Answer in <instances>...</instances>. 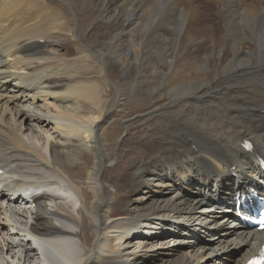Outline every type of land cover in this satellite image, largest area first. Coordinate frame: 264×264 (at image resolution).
<instances>
[{
	"label": "bare ground",
	"instance_id": "1",
	"mask_svg": "<svg viewBox=\"0 0 264 264\" xmlns=\"http://www.w3.org/2000/svg\"><path fill=\"white\" fill-rule=\"evenodd\" d=\"M146 74L160 124L108 140L120 84ZM259 157L264 0H0V264H244L264 233L225 208L261 185ZM20 183L64 193L11 200Z\"/></svg>",
	"mask_w": 264,
	"mask_h": 264
},
{
	"label": "rangeland",
	"instance_id": "2",
	"mask_svg": "<svg viewBox=\"0 0 264 264\" xmlns=\"http://www.w3.org/2000/svg\"><path fill=\"white\" fill-rule=\"evenodd\" d=\"M250 1H253V0H250ZM165 4H166V1H161V7L160 8H162L163 5L165 6ZM167 8H168V6H167ZM167 8H166V11H165L166 14L168 12L167 11L168 10ZM212 8H214L213 11H212V15H213L212 21L215 24L221 23V20L220 19L216 20V17L218 16L217 15L218 14V10H216L215 7H212ZM164 19L165 20L164 21H161V22H163V23L170 22V19L168 18V15L164 16ZM188 27L191 28V29H193V30H196V31H199L200 30V28L197 25H195L194 23L193 24L190 23L188 25ZM128 28H130V27H128ZM230 29H235V28L234 27H231ZM170 31L172 32L174 30L172 28H170ZM239 31H241V29ZM136 32H138V33H136ZM134 33H135L134 35H138L139 36V31H135ZM239 33L240 32H238V34ZM166 35L167 34L165 33V36ZM120 37H123V39H127L129 37V39L134 40V37L132 35H130V34H128V36H120ZM156 37H158V38H156ZM146 39H147V37L144 36L143 37V41H141L139 39V37H138V40L141 41V42H144V45H145V43H147V40ZM70 41H71V39L69 38L68 40H66V43L69 44ZM159 41H161V38H160V35L159 34L152 35V38L149 40V42L151 44H153V45L152 46L150 45V46L151 47H156L158 45V42ZM209 44H210V42L208 41V42H206V44L204 46H207ZM198 57H199V55H195V58L196 59H198ZM200 57H201V55H200ZM183 75L186 76L187 74L186 73H183ZM150 76H151L150 74H146V76H144L145 78H148V82L149 81L150 82H149V86L147 87V89H145L143 91H139L136 87H131L130 85L132 83H129L127 81H123V84H120V89L123 91L124 100L122 101V104H120V101H119V103L117 105H115L116 108L115 107L111 108L115 112L114 118L111 119V120H109V121H107V122H105L104 125H101L99 127L100 130L104 129L103 132L105 133V136L108 135V140H110L111 137H112L111 133L117 134L115 131L119 132L121 129H124L125 130V126L126 125H128V127H129L128 134L129 133H133V132H134L133 134H135L137 132L135 135L138 137L139 135L140 136H143V133H144V131L146 129L152 128V127L160 124L161 118L155 120V118H156L155 115L151 114L152 107H153V105H152L153 104V102H152L153 100L150 101L151 100L150 97H151V95H153V93L151 91V88L153 86H155L156 84H155V79L153 78V75L151 77ZM98 81H99L100 86L103 87L102 88L103 91L101 92L102 96H103L104 92L109 91V90L110 91L112 90V93L113 94L115 93V88L112 89V85L111 84H109L108 82L103 81L102 79H99ZM220 93H222V92H220ZM163 101L164 102H169L170 100L168 101L166 98L162 97V99H161L160 102H163ZM178 105H179L178 107H176V105H173L170 108H165V109H163V111H165V112H172V111H176V110H179L181 108H184V106H185V104L183 102L182 103H179ZM170 109H172V110H170ZM125 119H128V120H125ZM124 120L127 121V122H125ZM147 126H148V128H147ZM107 128H108V132H107ZM125 134L126 133L124 132V135ZM133 134H132V137H133ZM127 157L128 158H126L125 156L123 157V156L120 155V162H121L120 164L121 165H124L126 162H128L129 161L128 160L129 158L130 159L132 158V156H127ZM124 159H126V160H124ZM128 170L130 172H132V170H130V169H128ZM109 180H111V179H109ZM161 182L163 183L164 181H161ZM161 182L160 181H156V182L151 181L149 183L150 184L149 187L150 188H153L154 187V189H155L156 187H158L157 184H160ZM147 191H148V188H142L141 190L132 191V195L130 196V198L131 199L133 198L134 200H138V201H135V203H138V204L139 203H142L143 201L146 202V203H148L149 200H141V199H143L142 197H145ZM127 196H126V198L128 199L129 196L128 197ZM201 206L202 205H200V207ZM114 215H117V213H115ZM215 263H216V261H213L211 264H215ZM216 264H218V263H216Z\"/></svg>",
	"mask_w": 264,
	"mask_h": 264
}]
</instances>
